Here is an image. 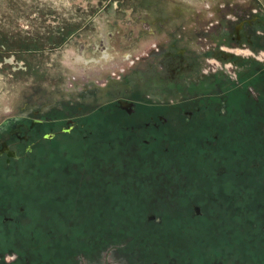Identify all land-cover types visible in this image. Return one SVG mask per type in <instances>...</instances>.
I'll use <instances>...</instances> for the list:
<instances>
[{
  "label": "rangeland",
  "instance_id": "1",
  "mask_svg": "<svg viewBox=\"0 0 264 264\" xmlns=\"http://www.w3.org/2000/svg\"><path fill=\"white\" fill-rule=\"evenodd\" d=\"M1 140L0 264H188L164 223L264 185V0H0Z\"/></svg>",
  "mask_w": 264,
  "mask_h": 264
},
{
  "label": "flooded vegetation",
  "instance_id": "2",
  "mask_svg": "<svg viewBox=\"0 0 264 264\" xmlns=\"http://www.w3.org/2000/svg\"><path fill=\"white\" fill-rule=\"evenodd\" d=\"M120 104L128 108L126 103ZM123 107L120 108L126 113ZM23 142L1 140L0 155L4 148L8 154H15ZM250 144L244 139L246 150H250ZM51 155L55 156V152ZM249 180L240 206L224 197L223 187L218 184L216 200L200 196L198 204L192 206L193 215L184 211L186 218L173 217L164 223V231L175 235L181 251H188V259H184L188 264H198L197 259L204 264H264V185L259 177Z\"/></svg>",
  "mask_w": 264,
  "mask_h": 264
},
{
  "label": "bare ground",
  "instance_id": "3",
  "mask_svg": "<svg viewBox=\"0 0 264 264\" xmlns=\"http://www.w3.org/2000/svg\"><path fill=\"white\" fill-rule=\"evenodd\" d=\"M66 62H67V64L68 65H70L73 69H75L76 71H78L79 73H82V67H84V66H86V65H89V62H91V61H89L88 59H86V60H84V58H82V57H80V56H77V55H73L72 57H67L66 56ZM84 65V66H82V65ZM92 64H96V62H95V59L93 60V62L90 64V65H92ZM89 69H91V71H93L92 73L93 74H98L99 75V69H97V67L96 66H91V67H89ZM84 78V77H83ZM78 79H79V77H78ZM81 79V78H80ZM82 80V79H81ZM81 80H79V81H81ZM72 82V81H71ZM78 83V82H77ZM75 84V83H74ZM73 84V85H74Z\"/></svg>",
  "mask_w": 264,
  "mask_h": 264
},
{
  "label": "trees",
  "instance_id": "4",
  "mask_svg": "<svg viewBox=\"0 0 264 264\" xmlns=\"http://www.w3.org/2000/svg\"><path fill=\"white\" fill-rule=\"evenodd\" d=\"M41 155H43V154H41ZM23 197H25V195H23Z\"/></svg>",
  "mask_w": 264,
  "mask_h": 264
}]
</instances>
